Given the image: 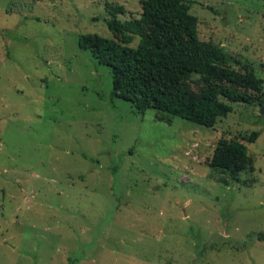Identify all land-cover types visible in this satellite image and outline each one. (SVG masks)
Returning <instances> with one entry per match:
<instances>
[{
  "label": "rangeland",
  "instance_id": "rangeland-1",
  "mask_svg": "<svg viewBox=\"0 0 264 264\" xmlns=\"http://www.w3.org/2000/svg\"><path fill=\"white\" fill-rule=\"evenodd\" d=\"M185 1L264 90V0ZM118 7L138 18L141 0H0V264H264V104L211 128L136 113L78 45L116 38ZM220 138L253 159L238 181L208 164Z\"/></svg>",
  "mask_w": 264,
  "mask_h": 264
},
{
  "label": "trees",
  "instance_id": "trees-1",
  "mask_svg": "<svg viewBox=\"0 0 264 264\" xmlns=\"http://www.w3.org/2000/svg\"><path fill=\"white\" fill-rule=\"evenodd\" d=\"M189 8L185 0H141L138 18L120 20L118 7L106 21L116 38L79 34L78 45L110 68L112 96L130 102L136 113L153 109L159 120L179 117L211 128L232 111L231 102L264 104L263 80L228 67L222 47L199 39L198 19ZM258 135L253 130L246 139L254 142ZM208 164L233 181L253 170L246 145L225 138L218 140ZM255 236L264 241V231Z\"/></svg>",
  "mask_w": 264,
  "mask_h": 264
},
{
  "label": "water",
  "instance_id": "water-1",
  "mask_svg": "<svg viewBox=\"0 0 264 264\" xmlns=\"http://www.w3.org/2000/svg\"><path fill=\"white\" fill-rule=\"evenodd\" d=\"M261 113L264 114V106L261 108Z\"/></svg>",
  "mask_w": 264,
  "mask_h": 264
}]
</instances>
